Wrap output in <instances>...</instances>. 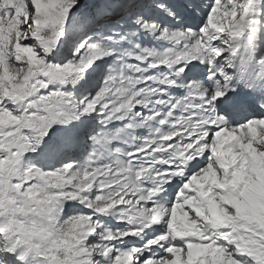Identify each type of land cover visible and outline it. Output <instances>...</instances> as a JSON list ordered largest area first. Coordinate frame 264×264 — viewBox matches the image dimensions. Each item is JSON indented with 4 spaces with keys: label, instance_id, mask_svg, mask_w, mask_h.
<instances>
[{
    "label": "snow or ice",
    "instance_id": "snow-or-ice-1",
    "mask_svg": "<svg viewBox=\"0 0 264 264\" xmlns=\"http://www.w3.org/2000/svg\"><path fill=\"white\" fill-rule=\"evenodd\" d=\"M0 264H264V0H0Z\"/></svg>",
    "mask_w": 264,
    "mask_h": 264
}]
</instances>
